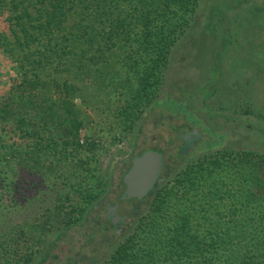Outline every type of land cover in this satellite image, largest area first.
Returning <instances> with one entry per match:
<instances>
[{"label":"rangeland","instance_id":"rangeland-1","mask_svg":"<svg viewBox=\"0 0 264 264\" xmlns=\"http://www.w3.org/2000/svg\"><path fill=\"white\" fill-rule=\"evenodd\" d=\"M6 17L0 15L4 34ZM109 56L91 70L81 65L44 70L46 83L37 93L53 101L72 99L82 123L78 140L63 135L39 153L47 134L43 140L31 138L0 117L3 184L19 176L26 180L22 191L37 189L14 199L12 191L0 188V264H105L147 203L136 213L131 201L121 203V232L112 227L104 204L119 200L133 157L151 148L177 155L174 129H185L184 123L197 128L203 140L177 163L169 181L218 151L264 153V0H198L168 54L157 90L139 107L132 108L138 101L122 75L124 55L118 50ZM20 81L18 64L0 45V105L11 91L28 87L13 89ZM56 205H64L76 221L68 226L60 215L48 222Z\"/></svg>","mask_w":264,"mask_h":264},{"label":"trees","instance_id":"trees-1","mask_svg":"<svg viewBox=\"0 0 264 264\" xmlns=\"http://www.w3.org/2000/svg\"><path fill=\"white\" fill-rule=\"evenodd\" d=\"M197 2L0 0V15L7 16L0 45L22 76L12 87H29L9 93L0 117L31 138L43 140L47 134L46 144L36 148L39 153L48 152L63 135L78 140L82 123L72 99L64 95L53 101L37 93L46 83L44 70L66 65L91 70L118 50L125 60L122 75L138 101L132 108L149 103ZM3 157L0 153V164ZM4 172L0 166V188L12 191L14 199L37 193L33 185L22 191L26 180L21 178L22 185L19 176L4 185ZM170 179L151 191L105 264H264V153L225 149L197 159ZM60 215L68 218V226L76 221L64 205L50 210L47 221Z\"/></svg>","mask_w":264,"mask_h":264},{"label":"water","instance_id":"water-1","mask_svg":"<svg viewBox=\"0 0 264 264\" xmlns=\"http://www.w3.org/2000/svg\"><path fill=\"white\" fill-rule=\"evenodd\" d=\"M161 172V153L154 150H148L141 155L134 157L128 171L123 175L121 180L123 190L118 202L113 206L112 212L114 217L116 219L120 218L117 209L122 202L131 201L132 203L133 201H136L134 200L136 198L141 202L140 204L138 203V206L144 203L154 186L165 181L166 176L161 175ZM136 210L133 208V212L136 213ZM127 217L128 215L124 216L125 219Z\"/></svg>","mask_w":264,"mask_h":264},{"label":"flooded vegetation","instance_id":"flooded-vegetation-1","mask_svg":"<svg viewBox=\"0 0 264 264\" xmlns=\"http://www.w3.org/2000/svg\"><path fill=\"white\" fill-rule=\"evenodd\" d=\"M183 126H185L184 127L185 129H183V130H179V128H182L181 126H179V128L177 130L174 129V131L177 133L176 135H178L177 139L180 142L178 149H177V155L176 156H173V155L169 154L167 151H165L164 149H160V148L146 149L139 154V155H141L142 153H144L148 150H154V151L161 153L162 154V172H161V175H164L166 177H169L170 171L173 170V168L177 165V163H179V161H181V159H183V158L185 159L186 157L190 156L191 152L203 140V135L200 133V131L197 128H195L194 126L192 128H189V126H187L186 123H184ZM133 158L131 159V161L133 160ZM128 169H129V167L125 170V173L128 171ZM155 187L156 186H154V188ZM151 191L149 192V195H150ZM120 197H121V194L119 195L118 198H120ZM134 200H136V201H133L131 204H132V207L134 208V210H136L138 207V203L140 204L141 202H139L140 200H138L136 198ZM117 202H118V200L111 205V204H108V201H106L104 206L107 205L106 207H107V209H109L108 214H110L109 219L111 220L112 227L114 226L115 228H118L116 231L121 232L120 225H121L122 221H120L121 219L118 220L120 222L116 221L115 220L116 218L114 217L113 212H112L113 206ZM119 207H118V209H119ZM124 216H127V215H123V219H125Z\"/></svg>","mask_w":264,"mask_h":264}]
</instances>
